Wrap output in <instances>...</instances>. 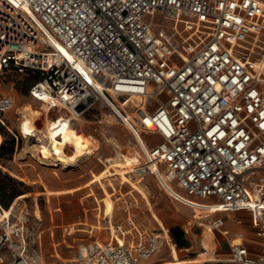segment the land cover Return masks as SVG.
<instances>
[{
    "label": "built area",
    "instance_id": "2783aa9c",
    "mask_svg": "<svg viewBox=\"0 0 264 264\" xmlns=\"http://www.w3.org/2000/svg\"><path fill=\"white\" fill-rule=\"evenodd\" d=\"M9 73L35 78L38 101L56 96L84 109L101 100L93 78L132 110L147 165L189 197L252 212L264 239V0H0V77ZM132 96L141 105H127ZM14 105L0 94L2 122ZM28 215L0 201V264H37ZM225 221L216 215L213 229ZM130 224L137 237L120 225L125 242L112 233L66 264H148L164 241ZM244 237L231 246L232 262L264 264V246L252 256Z\"/></svg>",
    "mask_w": 264,
    "mask_h": 264
},
{
    "label": "rangeland",
    "instance_id": "374dc122",
    "mask_svg": "<svg viewBox=\"0 0 264 264\" xmlns=\"http://www.w3.org/2000/svg\"><path fill=\"white\" fill-rule=\"evenodd\" d=\"M34 81L35 78L16 73L4 74L0 77V94H11L15 99L14 107L3 117L5 122L0 120V194L9 203L7 206L10 207L16 202L18 208L28 212L30 251L36 258L37 264H65L67 258L77 256L81 246L96 240L101 243L111 241L113 232L106 228L109 213L100 184H95L91 188L104 202L101 217L97 216L100 211L95 196L84 198L90 187L77 193L70 192V188L54 190V187L57 184H67L72 188L87 181L105 166L99 161V157H95L77 170L67 169L55 162L41 160L39 154L30 148L32 140L25 138L19 130L22 115L19 108L25 103H32L36 108L40 107L30 94ZM118 109L120 116L126 119L127 126L124 127L116 120L110 123L106 117L110 113L109 108L104 107L102 101L98 100L93 106L82 110V115L87 119L82 131L98 144L102 156L115 154L113 144L117 141L124 148L125 158L135 162L137 159L133 157V152L143 151V144L148 145V143L141 131L133 124L131 120L133 118L129 116L132 112L126 110L127 114H125L120 106ZM56 115V110L51 113L52 117ZM145 152L147 151H144V156H138V159L140 163L147 165ZM162 175L163 170L160 166L157 172L151 169L144 172L141 184L148 190V199L142 197V194L130 183H121L120 174L116 171H113L111 176L115 186L110 189L117 203L115 224H122V229L125 230L133 229L134 224H130L132 217L138 228L147 227L149 231L169 234V238L160 237L164 240L162 249L144 263L181 257L191 259L200 251L212 249L218 259L204 264H229L216 263L228 261V256L225 254L229 251L228 238L213 228L210 230L198 224V220L207 224L212 223L216 217L215 213L224 211L228 207L222 206L220 201H212L209 198L189 197L170 183L183 197L213 205L216 210L210 212L209 209L185 204L166 192ZM133 177L135 178L134 174ZM14 189L17 193L12 200L11 194ZM232 220L234 221V218ZM83 221L86 224H79ZM177 226L185 230L190 245L180 247L177 244L171 231V228ZM134 237H137L136 228L132 230V234L127 235V239ZM202 241H206L208 246L204 247Z\"/></svg>",
    "mask_w": 264,
    "mask_h": 264
},
{
    "label": "bare ground",
    "instance_id": "6f19581e",
    "mask_svg": "<svg viewBox=\"0 0 264 264\" xmlns=\"http://www.w3.org/2000/svg\"><path fill=\"white\" fill-rule=\"evenodd\" d=\"M52 37L53 44L58 46L60 50L71 57L72 53L70 50L65 48V46L54 35H52ZM89 80L91 84L96 86L94 89L96 96H98L103 101V104H105L110 110V113L107 115L105 114L109 122L111 123L113 120H116L124 127L127 126L126 119L120 116V110L118 109L116 103L112 101V98L107 94L106 87L97 84L93 78H89ZM31 97L35 102L40 104V107L36 108L32 103H25L19 108V111L22 114L19 124L20 133L25 138L32 140L30 148L39 154V158L41 160L55 162L58 165H62L63 168H74L77 170L81 168L84 163H87L95 157H99V161L102 162L105 167L98 173H94L87 181L81 183L78 182L79 184L72 188L70 187V192L77 193L84 188L90 187L89 191L84 195V198L95 196V199L99 205L98 210L101 212L98 213V217L102 216V211L104 209L103 203L105 202L109 213L106 228L111 230L113 234L117 236L120 242H125L124 238L117 234L118 227L122 224H115V209L117 207V203L115 196L110 189V187L115 186L111 176L112 172L116 171L120 174L121 183H130L134 189L142 194V197L148 199V190L147 188H143V185L141 184V178L143 177L144 172H148L150 169L153 172L158 171L157 164L152 163L147 166L144 163H140V159H138V156H144V151H148V145L144 143L143 151L136 150L133 152V157L137 159L135 162L125 158V153H123L124 148L117 141L113 144V146H115L114 149L116 153L113 155L102 156V152L98 144L92 138L86 136L82 131L84 130L87 122V119L82 115V110H84L85 106L88 105L87 103H80L76 108H73L63 103L56 96H49L47 101H38L33 97L32 94ZM142 100L143 99L141 96H132L130 97L127 105L132 107L135 105H141ZM118 101L121 105L123 104L122 100ZM125 106L126 105H124V107ZM125 109L128 110L129 113L132 112V110H130L128 107H125ZM55 110L57 111V115L52 117L51 113ZM133 115L134 114H130L129 116L134 118ZM133 174L135 175V178L133 177ZM162 176L165 190L171 195V197L179 199L183 203L196 208L209 209L210 212L216 210V207L213 205L195 202L183 197L180 193L173 189L164 173ZM95 184H100L103 190V196L105 197L104 202L100 199V197L97 196L95 190L91 188V186ZM220 203L222 206L228 207L226 203ZM131 220H133L132 217ZM79 224L86 223L83 221ZM198 224L204 226L205 228H210V230L213 228L212 223L207 224L201 220H198ZM188 232H190V229ZM155 233L164 239L169 238V234L167 232L163 234L159 232ZM202 244L204 247L208 246L206 241H202ZM81 250L84 251L85 246H81ZM217 259L218 256L215 251L208 249L200 251L197 256L191 259L181 257L178 259L150 262L148 264H161L163 261L174 264H204L207 262L216 261Z\"/></svg>",
    "mask_w": 264,
    "mask_h": 264
},
{
    "label": "crops",
    "instance_id": "0c3cea01",
    "mask_svg": "<svg viewBox=\"0 0 264 264\" xmlns=\"http://www.w3.org/2000/svg\"><path fill=\"white\" fill-rule=\"evenodd\" d=\"M70 185L67 184H57L54 187V190H62L66 188H70ZM212 201H216L211 199ZM226 208L224 211H218L215 215H223L226 219L224 226L221 228V233L228 238L229 243V251L225 253L228 256V261H218L216 263H229L235 264L232 262V250L231 246L233 243L240 242L239 233L244 232L245 237L243 241L248 245L250 254L252 256H259L262 252L264 246V239L259 237L256 233V228L254 226V215L252 212L248 210H240V211H231ZM234 218V221L232 220ZM229 231L227 234L225 231ZM224 232V233H223ZM239 239V241H238ZM4 255L6 258H9V252L7 250L4 251ZM72 258H67V260ZM66 261L64 262L66 264ZM211 264V263H210ZM215 264V263H214Z\"/></svg>",
    "mask_w": 264,
    "mask_h": 264
},
{
    "label": "water",
    "instance_id": "95a60500",
    "mask_svg": "<svg viewBox=\"0 0 264 264\" xmlns=\"http://www.w3.org/2000/svg\"><path fill=\"white\" fill-rule=\"evenodd\" d=\"M171 231L180 247L190 245V241L186 238V232L181 226L173 227Z\"/></svg>",
    "mask_w": 264,
    "mask_h": 264
},
{
    "label": "trees",
    "instance_id": "16d2710c",
    "mask_svg": "<svg viewBox=\"0 0 264 264\" xmlns=\"http://www.w3.org/2000/svg\"><path fill=\"white\" fill-rule=\"evenodd\" d=\"M1 143V142H0ZM1 158V157H0ZM17 190H13L12 194H11V199L13 200L14 196L16 195ZM0 201L1 203L5 206V207H9L7 206L9 203L6 202V200L4 199V197L0 194Z\"/></svg>",
    "mask_w": 264,
    "mask_h": 264
}]
</instances>
